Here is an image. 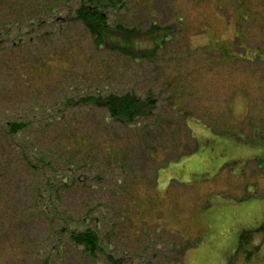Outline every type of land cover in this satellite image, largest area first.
I'll use <instances>...</instances> for the list:
<instances>
[{
  "label": "rangeland",
  "instance_id": "obj_1",
  "mask_svg": "<svg viewBox=\"0 0 264 264\" xmlns=\"http://www.w3.org/2000/svg\"><path fill=\"white\" fill-rule=\"evenodd\" d=\"M239 1L140 0L119 16L123 24L148 30L176 23L177 32L154 61L137 63L96 52L82 25L51 18L60 3L48 10L51 0H0V30L25 41L0 55V119L32 120L25 139L33 157L86 178V186L69 182L53 194L51 209L73 223L98 216L105 244L130 264H264V67L204 57L219 39L229 40L227 49L239 46L235 21L244 1L252 18L264 5ZM35 8L43 11L42 28L26 35ZM260 23L264 18L242 29L251 49H264ZM213 51L217 58L218 46ZM98 91L152 93L161 119L144 132L107 120L101 109H62L65 99ZM13 142L0 132V264H37L56 242L50 224L57 228L58 220L36 203L37 192L45 195L44 171L30 169ZM173 240L177 254L187 253L173 252ZM98 262L70 245L55 258Z\"/></svg>",
  "mask_w": 264,
  "mask_h": 264
},
{
  "label": "trees",
  "instance_id": "obj_2",
  "mask_svg": "<svg viewBox=\"0 0 264 264\" xmlns=\"http://www.w3.org/2000/svg\"><path fill=\"white\" fill-rule=\"evenodd\" d=\"M233 1L237 4H241L239 0ZM31 2L32 6H37L35 2H39V0H31ZM138 2H140V0H51L47 7L49 10V8L57 6L59 3V7L65 4V7H62V9L56 7L50 10L49 14L51 18L56 19L60 24L73 22L82 25L93 39L96 52L108 51L109 53H118L134 59L137 63L145 59L154 61L157 51L174 40L177 32V25L173 23L172 25L161 28L158 23H154L148 30H142L137 27H130L126 23L123 24V22L119 20V16L134 8ZM247 4V1H244L242 10L237 14L238 16L235 21L238 31L236 40L239 42V46L236 47L235 45L234 47L230 43L231 49H227L225 46L229 43V40H216V42L204 48L206 50L205 52H207L204 53V57L209 61L229 62L233 68L242 65L247 67H264V49L260 47L251 49L249 47V40L247 39L249 37L245 34V30H242L247 24L254 22V20L261 22L264 18V5L262 6L260 14L252 18L253 6L251 7ZM42 12L43 11L36 10L35 8L33 12L30 13L31 18L28 20L30 30L25 31L26 35L37 32L35 27L42 28L39 23L43 20ZM35 22L36 24L33 25ZM178 22L181 23L184 22V20L179 18ZM16 27H19V25ZM263 28L264 25L260 23V30L263 31ZM16 33L22 34L20 28H18V32ZM211 37H214L213 33ZM144 40H149L153 46L144 48L141 44ZM263 42L264 41H261L260 44ZM24 44L25 41L22 36L16 35V37H11L10 32L3 33V31L0 30V55L3 51L9 50V48L17 49L20 46H24ZM217 46L219 48L218 53H216L218 57L213 58L211 53L214 52L213 48ZM235 49L238 51L246 50V54L244 52L243 54L238 53L237 55L235 54L237 52H235ZM178 89H183V87L179 86ZM78 107H91L104 110L107 113V120L121 126L129 127L130 129L141 130L142 128V130L146 132L149 130L146 128L147 123L154 118H157V120L161 119L160 116H155V110L158 108L157 99L152 93L143 97L134 91L122 93L113 91L107 94L98 91L95 94H86L75 99L67 98L62 104V109L64 108L66 111ZM52 120L53 119L50 118L49 123H51ZM38 122L41 123V120ZM32 127V120L29 119H0V132H5L6 135L14 141L13 143L17 147H20V150L22 149V151H25L26 155L24 158L26 159L24 161L27 166L35 171H44V184H41L40 187L45 195L41 192H37L35 195L36 203L38 202V205L39 203H44L43 205H45V208L43 212L51 215L50 211H53L55 218L58 220L57 228L52 222L50 224L52 227L50 236L52 235L56 242L45 252L43 258L40 259L37 264H55V258L61 257L65 248L69 245L71 248L88 256L92 260H98V264H130L129 259L124 256L118 257L114 252V248L109 244H105V238L101 233V226L97 222L98 216L92 215L89 217L86 215L79 221L80 223H73L67 219L61 218L60 214L56 212L55 207L51 209L54 205L53 194L59 195V191L70 187L69 182L73 183L72 185L82 183L83 186H86L87 181L86 178L82 175L80 176L77 170H74L72 166L69 167L67 173H64L58 170V168H55L53 162H46L43 159L37 161V159L33 157L32 151L28 149L30 147L26 144L28 141L27 138L25 139L26 132L32 129ZM195 151H197L196 148L192 149L187 155ZM38 190H40V188ZM31 217H35L34 213ZM93 220L96 222V225H93ZM245 238L246 236L242 238V243H244ZM242 243L240 250L242 248ZM171 244L174 247L173 252L176 253L175 241L173 240ZM171 244L169 245L170 249H172L170 247ZM178 246L181 247L180 245ZM162 248V244H157V249L162 250ZM184 249H181L179 254H176H186L188 248L186 247Z\"/></svg>",
  "mask_w": 264,
  "mask_h": 264
},
{
  "label": "crops",
  "instance_id": "obj_3",
  "mask_svg": "<svg viewBox=\"0 0 264 264\" xmlns=\"http://www.w3.org/2000/svg\"><path fill=\"white\" fill-rule=\"evenodd\" d=\"M251 227H252V225H251L250 223H248V224L246 225V227H245L246 230L243 229V232L249 230Z\"/></svg>",
  "mask_w": 264,
  "mask_h": 264
}]
</instances>
